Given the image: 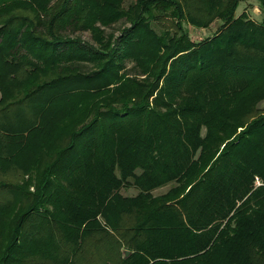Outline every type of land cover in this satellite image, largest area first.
<instances>
[{
	"label": "trees",
	"instance_id": "1",
	"mask_svg": "<svg viewBox=\"0 0 264 264\" xmlns=\"http://www.w3.org/2000/svg\"><path fill=\"white\" fill-rule=\"evenodd\" d=\"M240 1L0 0V264H264V0Z\"/></svg>",
	"mask_w": 264,
	"mask_h": 264
},
{
	"label": "rangeland",
	"instance_id": "2",
	"mask_svg": "<svg viewBox=\"0 0 264 264\" xmlns=\"http://www.w3.org/2000/svg\"><path fill=\"white\" fill-rule=\"evenodd\" d=\"M132 1L133 0H124V5L125 6L128 5ZM259 5L260 4H259L258 0H241L237 6L235 14L238 15L241 12H243L249 18H251L253 21H261L262 11H261V8ZM164 17H165V20L161 23H162V25L165 23V26L169 27L171 17H168V16H164ZM151 24L157 31H160V27L154 21H152ZM220 24H221V21L216 19L213 22H211L210 25L207 27H196V26H192L188 23H185L184 27L187 30L190 38L193 41L198 42V41H201L208 36H212L217 31V29L220 27ZM125 25H127V23L119 21V22L113 24L110 28H107L106 30L112 31L115 33V35H117L119 33L120 28H122ZM80 35L82 36L83 39H85L87 41L90 40V36H89L88 32H82V33H80ZM127 66L130 67L131 63L128 62ZM83 68L85 70H88V69H90V66L85 65ZM135 71L137 72V70H128V74L129 75H135L136 74V73H134ZM160 86H161V83H160ZM260 105L264 106V103L260 102ZM254 185L259 186V185H264V183L262 182V180L258 176H255ZM167 188H168V185L161 187V188H157L153 191V193L154 194L162 193V192L166 191ZM121 192L124 195H133L137 192V190L134 188H128V189H121ZM124 255H125V252H124Z\"/></svg>",
	"mask_w": 264,
	"mask_h": 264
},
{
	"label": "water",
	"instance_id": "3",
	"mask_svg": "<svg viewBox=\"0 0 264 264\" xmlns=\"http://www.w3.org/2000/svg\"><path fill=\"white\" fill-rule=\"evenodd\" d=\"M128 254V251H125V255H127Z\"/></svg>",
	"mask_w": 264,
	"mask_h": 264
},
{
	"label": "crops",
	"instance_id": "4",
	"mask_svg": "<svg viewBox=\"0 0 264 264\" xmlns=\"http://www.w3.org/2000/svg\"><path fill=\"white\" fill-rule=\"evenodd\" d=\"M262 103H264V101Z\"/></svg>",
	"mask_w": 264,
	"mask_h": 264
}]
</instances>
